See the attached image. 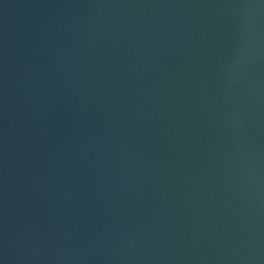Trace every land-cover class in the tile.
<instances>
[{
    "label": "water",
    "instance_id": "water-1",
    "mask_svg": "<svg viewBox=\"0 0 264 264\" xmlns=\"http://www.w3.org/2000/svg\"><path fill=\"white\" fill-rule=\"evenodd\" d=\"M0 264H264V0H0Z\"/></svg>",
    "mask_w": 264,
    "mask_h": 264
}]
</instances>
